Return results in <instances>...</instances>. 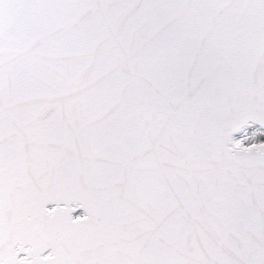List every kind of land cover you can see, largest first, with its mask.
I'll return each instance as SVG.
<instances>
[{
  "label": "snow or ice",
  "instance_id": "obj_1",
  "mask_svg": "<svg viewBox=\"0 0 264 264\" xmlns=\"http://www.w3.org/2000/svg\"><path fill=\"white\" fill-rule=\"evenodd\" d=\"M0 264H264V0H0Z\"/></svg>",
  "mask_w": 264,
  "mask_h": 264
}]
</instances>
